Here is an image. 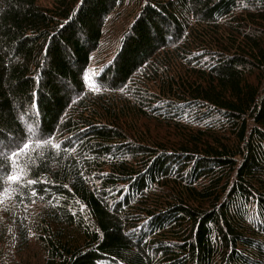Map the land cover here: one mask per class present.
<instances>
[{"label": "trees", "instance_id": "obj_1", "mask_svg": "<svg viewBox=\"0 0 264 264\" xmlns=\"http://www.w3.org/2000/svg\"><path fill=\"white\" fill-rule=\"evenodd\" d=\"M0 264H264V0H0Z\"/></svg>", "mask_w": 264, "mask_h": 264}, {"label": "rangeland", "instance_id": "obj_2", "mask_svg": "<svg viewBox=\"0 0 264 264\" xmlns=\"http://www.w3.org/2000/svg\"><path fill=\"white\" fill-rule=\"evenodd\" d=\"M121 15V14H119ZM124 15H122L121 17L117 18L115 17L114 19H112L111 23H110V26H109V36L110 37H107L106 38V43L107 45L105 46V48H110L112 47V44H113V41H114V38L116 36V33L118 32V30L121 28V26L123 25L124 21H125V17H123ZM95 65H97L96 62H94V64L92 65V67H94ZM90 68V69H93V68ZM93 74V71H91V73L88 75L87 77V80L89 79L90 81H92L90 79V76ZM37 240V239H35ZM39 241V240H38ZM40 242V241H39ZM37 242V241H32V245H31V248L29 249L28 252H25V257L29 256V255H32L34 256V261L38 259L39 257V251H40V243Z\"/></svg>", "mask_w": 264, "mask_h": 264}, {"label": "snow or ice", "instance_id": "obj_3", "mask_svg": "<svg viewBox=\"0 0 264 264\" xmlns=\"http://www.w3.org/2000/svg\"><path fill=\"white\" fill-rule=\"evenodd\" d=\"M28 147H29V145L27 143L23 144V148L24 149H27ZM13 155H15V153ZM8 179L10 181H17L19 179V177L15 176V175H12V176H9ZM30 183H31V181H30Z\"/></svg>", "mask_w": 264, "mask_h": 264}]
</instances>
